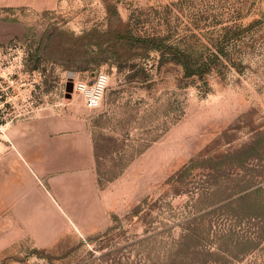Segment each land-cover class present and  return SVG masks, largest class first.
Here are the masks:
<instances>
[{"label": "rangeland", "instance_id": "rangeland-1", "mask_svg": "<svg viewBox=\"0 0 264 264\" xmlns=\"http://www.w3.org/2000/svg\"><path fill=\"white\" fill-rule=\"evenodd\" d=\"M15 45L0 264H264V0L1 9ZM101 73V107L68 92Z\"/></svg>", "mask_w": 264, "mask_h": 264}, {"label": "built area", "instance_id": "built-area-1", "mask_svg": "<svg viewBox=\"0 0 264 264\" xmlns=\"http://www.w3.org/2000/svg\"><path fill=\"white\" fill-rule=\"evenodd\" d=\"M12 59V61H11ZM28 53L26 48L23 45H15L5 49H0V63H19L20 68H23L25 63L28 62ZM0 76V98L2 94ZM3 79H7L3 77ZM110 77L106 73H101L95 78L93 83H88L83 80H74V92L78 93L85 105L89 109H97L101 107L106 92L108 90ZM11 84H14L13 81H10ZM27 99L24 101V113H31L35 111L38 106L36 100L32 93L26 94Z\"/></svg>", "mask_w": 264, "mask_h": 264}, {"label": "crops", "instance_id": "crops-1", "mask_svg": "<svg viewBox=\"0 0 264 264\" xmlns=\"http://www.w3.org/2000/svg\"><path fill=\"white\" fill-rule=\"evenodd\" d=\"M63 0H0V10L26 9L28 11L43 12L54 10Z\"/></svg>", "mask_w": 264, "mask_h": 264}, {"label": "water", "instance_id": "water-1", "mask_svg": "<svg viewBox=\"0 0 264 264\" xmlns=\"http://www.w3.org/2000/svg\"><path fill=\"white\" fill-rule=\"evenodd\" d=\"M68 92L71 94L74 91L73 82H70L67 87Z\"/></svg>", "mask_w": 264, "mask_h": 264}]
</instances>
